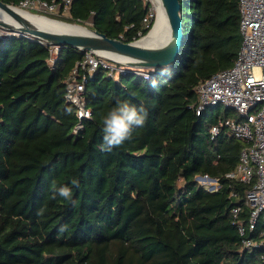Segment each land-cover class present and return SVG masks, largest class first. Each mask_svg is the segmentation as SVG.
Returning <instances> with one entry per match:
<instances>
[{
    "label": "trees",
    "instance_id": "obj_1",
    "mask_svg": "<svg viewBox=\"0 0 264 264\" xmlns=\"http://www.w3.org/2000/svg\"><path fill=\"white\" fill-rule=\"evenodd\" d=\"M43 1L64 12V0ZM180 2L178 62L164 75L148 71L150 79L97 68L85 83L93 116L77 134L65 94L85 53L66 47L55 55L47 43L0 30V264H264V249L243 246L255 235L239 233L251 185L226 177L247 143L226 128L211 137L222 120L242 119L229 109L195 113L198 85L238 58L239 0ZM151 11L148 0H71L67 22L92 21V29L132 43L153 27L156 16L144 22ZM120 101L143 106L146 124L103 152L102 120ZM199 176L218 180V190L207 191ZM73 178L79 186L65 201L55 188L72 187Z\"/></svg>",
    "mask_w": 264,
    "mask_h": 264
},
{
    "label": "built area",
    "instance_id": "obj_2",
    "mask_svg": "<svg viewBox=\"0 0 264 264\" xmlns=\"http://www.w3.org/2000/svg\"><path fill=\"white\" fill-rule=\"evenodd\" d=\"M64 2V11H68L71 0ZM20 8L29 12L44 10L52 14L60 6L54 1L48 3L43 0H25ZM239 11L242 46L238 58L232 67L218 72L198 85L195 113L200 117L210 108L225 105L226 108L235 110L242 119L222 120L211 128V137L214 139L220 134L221 128H226L236 139L247 143V147L240 153L238 166L226 177L251 185L245 202L250 214L246 223H239V233L242 237L248 232L255 235L253 239L243 240L244 248L253 250L264 249V0H239ZM155 15L152 8L144 22H152ZM54 54H58L56 48ZM108 61L99 53L86 52L83 61L78 64L67 82L65 100L75 106L78 118L73 129L75 134L93 116L86 102L87 76L100 66L110 70L111 75L127 70L122 64ZM135 73L148 79L152 77L148 72ZM213 184V189L209 192L218 190V180ZM241 210L240 206L232 210L235 218Z\"/></svg>",
    "mask_w": 264,
    "mask_h": 264
},
{
    "label": "water",
    "instance_id": "obj_3",
    "mask_svg": "<svg viewBox=\"0 0 264 264\" xmlns=\"http://www.w3.org/2000/svg\"><path fill=\"white\" fill-rule=\"evenodd\" d=\"M161 4L170 25L171 38L163 45L155 47L142 45L140 41L150 35L155 27L156 19L147 35L135 42L126 43L120 39H111L95 29L86 28L85 33H72L54 32L39 27L20 13V11H25L24 9L2 1H0V10L8 17H0V30L3 37L26 36L49 44L56 48L58 53L66 47L80 50L83 53H99L113 63L122 64L127 70L148 72L156 68H169L176 64L185 43L181 16L182 3L180 0H161ZM152 8L154 9V5ZM198 180L216 182L215 179L207 176H199L196 178V181Z\"/></svg>",
    "mask_w": 264,
    "mask_h": 264
},
{
    "label": "clouds",
    "instance_id": "obj_4",
    "mask_svg": "<svg viewBox=\"0 0 264 264\" xmlns=\"http://www.w3.org/2000/svg\"><path fill=\"white\" fill-rule=\"evenodd\" d=\"M168 67L161 69V74L164 75L168 72ZM153 81V86H155ZM147 111L141 107H136L128 101L118 102L102 120L103 137L100 145V150L103 152L111 153L113 149L119 148L125 142L133 139L135 130L143 128L147 120ZM72 187L67 185L55 188V192L59 197L65 201H71L73 197V187L79 186L78 179L71 180ZM53 199L56 195H53Z\"/></svg>",
    "mask_w": 264,
    "mask_h": 264
},
{
    "label": "bare ground",
    "instance_id": "obj_5",
    "mask_svg": "<svg viewBox=\"0 0 264 264\" xmlns=\"http://www.w3.org/2000/svg\"><path fill=\"white\" fill-rule=\"evenodd\" d=\"M150 1L153 3L154 9L156 11V24L150 35L142 39L140 41V44L155 47L163 45L164 43L169 41V39L171 38V29L168 23L167 16L162 7L161 0ZM20 13L31 23L54 32L85 33L88 29L83 25L66 23L64 21L52 19L47 16L36 15L26 10L20 11ZM1 16H7V14L0 10V17Z\"/></svg>",
    "mask_w": 264,
    "mask_h": 264
},
{
    "label": "rangeland",
    "instance_id": "obj_6",
    "mask_svg": "<svg viewBox=\"0 0 264 264\" xmlns=\"http://www.w3.org/2000/svg\"><path fill=\"white\" fill-rule=\"evenodd\" d=\"M150 1V0H149ZM151 2V1H150ZM152 7H153V3L151 2ZM26 10V9H24ZM28 11V10H26ZM31 13L36 14V15H42V16H47L49 18L52 19H56V20H62V21H66V23H68L67 21H69V14L67 11H64L63 13L60 12V10H58L57 12L54 13H47L44 10L39 11V10H35V11H31ZM156 13V12H155ZM156 16V15H155ZM74 24V23H73ZM80 25V24H79ZM84 27H87L89 29H92V21H88L85 25H83ZM121 65V64H120ZM219 109L221 111H224L225 109H229L230 111V115H235L236 111L233 110L232 108H226L225 105L220 106L219 108H213L211 110L208 111V116L211 117L214 114H217L219 112ZM237 115V113H236ZM199 185H201L203 188H205L207 191H211L213 189V186L215 182H210V181H203V180H198L197 181Z\"/></svg>",
    "mask_w": 264,
    "mask_h": 264
}]
</instances>
